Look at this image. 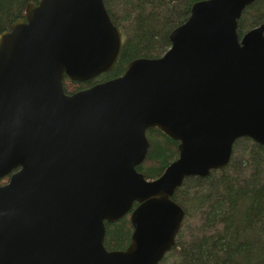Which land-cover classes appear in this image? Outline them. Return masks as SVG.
Here are the masks:
<instances>
[{"label": "water", "instance_id": "1", "mask_svg": "<svg viewBox=\"0 0 264 264\" xmlns=\"http://www.w3.org/2000/svg\"><path fill=\"white\" fill-rule=\"evenodd\" d=\"M256 0H203L159 58L65 94L115 65L104 0H38L0 34V264H159L185 211L186 178L225 168L236 140L264 146V24L237 33ZM148 129L177 142L154 180L137 171ZM136 205V206H134ZM129 214L124 250L105 224Z\"/></svg>", "mask_w": 264, "mask_h": 264}, {"label": "trees", "instance_id": "2", "mask_svg": "<svg viewBox=\"0 0 264 264\" xmlns=\"http://www.w3.org/2000/svg\"><path fill=\"white\" fill-rule=\"evenodd\" d=\"M38 0H0V34L23 17L26 6ZM203 0H104L111 22L121 36L113 68L90 82L74 83L77 90L119 77L137 58L156 59L170 47L169 34L183 24L193 4ZM264 24V0L245 8L238 21L241 37ZM65 94H71L64 86ZM149 149L137 167L147 180L158 178L177 158V142L157 129H148ZM8 177L0 180L3 185ZM172 200L185 211L175 244L159 264H264V146L248 138L236 140L228 165L208 177L186 178ZM136 206V205H134ZM199 224L189 240L182 239L190 216ZM192 229V228H191ZM103 245L124 250L130 242L129 214L105 224Z\"/></svg>", "mask_w": 264, "mask_h": 264}, {"label": "rangeland", "instance_id": "3", "mask_svg": "<svg viewBox=\"0 0 264 264\" xmlns=\"http://www.w3.org/2000/svg\"><path fill=\"white\" fill-rule=\"evenodd\" d=\"M64 86L66 87L67 91L70 93V92H74L77 90L78 86H72L70 81H68V83L66 81H64ZM184 221V220H183ZM199 224V218L197 216H190L189 217V220H188V223H187V226L188 228H186L184 230V237L182 239L184 240H189V234L192 233L193 235L196 233H194V230L195 227ZM192 228V229H191ZM168 264V263H167Z\"/></svg>", "mask_w": 264, "mask_h": 264}, {"label": "flooded vegetation", "instance_id": "4", "mask_svg": "<svg viewBox=\"0 0 264 264\" xmlns=\"http://www.w3.org/2000/svg\"><path fill=\"white\" fill-rule=\"evenodd\" d=\"M69 81V80H68ZM71 82V81H70ZM75 83V82H74ZM77 83V82H76ZM91 87V86H90ZM87 88H89V87H83L82 86V88H80L79 90H76V91H74V92H72L71 94H73V93H76V92H78V91H81V90H85V89H87ZM64 90V89H63ZM71 94H67V95H71Z\"/></svg>", "mask_w": 264, "mask_h": 264}]
</instances>
